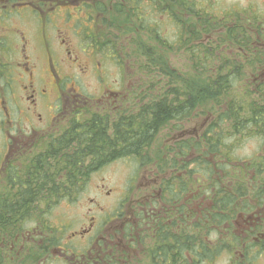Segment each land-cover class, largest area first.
<instances>
[{"label": "flooded vegetation", "instance_id": "af4514ba", "mask_svg": "<svg viewBox=\"0 0 264 264\" xmlns=\"http://www.w3.org/2000/svg\"><path fill=\"white\" fill-rule=\"evenodd\" d=\"M181 1L192 5L194 12L187 10V3V8L182 7ZM219 3L220 0H0V207L3 215L9 217L14 210L11 216H19L13 222L3 220L0 224V253L6 262L49 264L50 256L59 255L61 264H131L133 249H137L132 251L134 254L141 250V264H258L264 259V124L254 126L256 135L252 138L259 147L246 161L236 160L233 154L241 141L251 138L238 139L229 133L232 130L220 120L217 111L205 112L212 115L207 125L212 122L199 133L195 134L194 128L178 136L181 124L202 114V106L195 108L187 101V87L182 82L175 88V108H179L180 115L168 119L156 133L147 150L150 162L138 164L141 174L146 172L145 186L141 188L140 183L138 188L137 181L135 186L134 180L129 181L126 196L120 195L118 208L111 212L91 199L87 221L64 239L60 235L67 229L65 224L55 227L48 218L53 206L83 201L90 182V177L87 184L85 181L87 170L113 165L116 160L111 157L116 155L133 154L122 136L148 103L146 95L157 93L148 92V84L141 81L143 75L139 73L141 82L136 86L144 92L134 95L135 100L130 85L103 84L101 76V85L92 89L100 96L95 99L91 93L86 94L77 82L90 69L91 61L102 56L115 60L116 65L131 61V67L137 68L136 60L129 57L132 45L117 49L115 43H107L110 35L117 41V35L102 30L110 28L124 35L128 29L132 37L139 31L147 32L154 36L156 44V36L162 39L166 34L167 46L171 47H161L162 50L176 46L188 54L193 67V56L178 43L179 24L184 41L196 31L200 33V44L230 51L241 64L245 55L237 44H245L247 39L256 52L247 55L254 67L243 68V75L248 76L246 82L255 96L264 95V0H227L221 11ZM175 6L187 11V15L176 17ZM170 10L177 20H170L173 24L169 25L176 31L172 39L166 27L163 29ZM196 12L201 16L197 17ZM192 19L196 23L190 26ZM213 24L217 28L213 32L202 30ZM183 27L187 32L183 33ZM150 28H156L157 35ZM223 42V47L218 45ZM234 43L236 52L230 49L235 48ZM78 44H85L80 52ZM137 58L141 61L140 56ZM68 60L70 63H66ZM212 105L209 101L203 107ZM205 138L212 141L216 153L206 141L204 148H196ZM159 141L165 154L156 159L149 153ZM182 142L187 144L184 150L188 158H175L172 152ZM100 153L104 155L103 162L97 158L86 163V156ZM126 158L129 157L122 160ZM202 159L207 162L202 163ZM167 160L169 164L195 160L208 170L203 176L194 171L191 178L184 173L173 175L174 169L159 175ZM151 178L155 186L148 183ZM168 190L175 196L166 197L164 192ZM94 213L103 216L99 219ZM114 222L117 225L103 240L101 232ZM53 240L55 245L50 244ZM83 240L92 247L87 243L88 249L81 247ZM114 240L118 243L113 244Z\"/></svg>", "mask_w": 264, "mask_h": 264}, {"label": "trees", "instance_id": "16d2710c", "mask_svg": "<svg viewBox=\"0 0 264 264\" xmlns=\"http://www.w3.org/2000/svg\"><path fill=\"white\" fill-rule=\"evenodd\" d=\"M186 3L187 2L183 3V1H181L180 5L184 8H187V6L190 7L188 3L186 6ZM191 7L187 10L193 11V8ZM170 12V20L172 22H177L172 15L173 12L171 10ZM195 14L197 17L201 16L197 12ZM203 15L208 16L207 13H203ZM214 25L215 24L210 27H203L202 30L204 32H213L217 29ZM181 28V24L176 26L177 32L179 33L178 43L180 46L187 48V51L193 56L195 60L194 68L197 72L196 75L189 78V81H184L181 76H176L174 74V71L168 67L167 62L163 58L164 52L157 57L156 55H153L155 54V47H147L144 53L146 59L141 62L137 58V56H139L137 45H134L135 48L130 46L131 53L129 57H133V60H136L134 63L145 78L144 83L148 84L146 86L148 92L152 94L153 90H156L157 93L150 97L146 95V98H149L148 103L142 106L138 118L133 117L131 120L132 128L122 136L128 150L131 148L133 154L116 155L114 157L110 156L111 159L129 157L133 158L139 165H145L150 162L147 150L149 145L154 141L156 133L168 119H173L175 116L180 115L178 112L179 108H175V104L178 100L176 85L180 82L184 83L183 85L187 87V93L185 94L187 101H190L191 105H194L195 108L200 106L203 107V105L211 101L213 105L210 109L214 110V112L217 111L216 113H218L220 120L222 118V121L226 122L229 125V129L232 130L229 133L234 134L236 138H238V136H242V138H254V135H256L254 133V126L260 123L264 124V95L260 96L259 94L255 96L254 92L248 87L249 84L246 82L248 76L243 75V68L254 67V63L248 61L247 55L251 56L255 54V46L251 45L247 39H245V44H237L242 48L244 52L240 51L245 55L244 63L241 64V61H238L237 58L229 53L230 51L219 49L217 46L214 47V49H210L209 46L200 44V33H197L196 31L190 33L192 38L189 37V39L184 41L182 39L183 34L181 33ZM149 30L153 32L154 35H157L156 28H150ZM227 36L232 42L230 32ZM156 39L159 41L157 46L165 48L168 45V37L166 34L162 39L158 36H156ZM218 45L223 47L224 42L223 44L219 43ZM232 45L235 47V43ZM230 49H234L235 52L237 51L236 47ZM257 84L263 86L262 84ZM259 100H262V102H258ZM183 108V106L180 107V109ZM135 120H138L136 124ZM116 134H119L118 130ZM205 141L209 144V149H212V153H216L215 146H213L210 139L206 140L205 138L202 144H197L196 148H204L206 146ZM184 148H187V144L182 142V145L178 146V148L172 152L174 153L175 158H188L187 151L184 150ZM201 156L203 155L201 154ZM91 157L92 160L89 159ZM91 157L86 156V163L88 160L92 163L97 158L100 159V162H103L104 160L103 153ZM225 158L226 156L224 155V159ZM201 161H203L202 163L204 164L207 162L205 159H202ZM164 164L165 169L160 170V172H158L159 175L161 173H166V169H174L175 171L173 175L184 173L187 174V177L191 178L194 171H196L198 176H203L206 174L205 169H207L205 165L201 164L199 161L196 162L195 160L182 161L179 163L175 162L174 164H169V161L167 160ZM87 171L88 172H86L85 176L86 184L91 172L94 173L96 170L89 169ZM181 183L184 184L182 180ZM163 190L165 191L164 188ZM168 191L169 192H164L166 197L175 196L171 190ZM163 201L166 203L169 202L167 199H163ZM1 211L2 209L0 207V224L3 223V220L13 222L19 217L15 215L16 213L11 216L14 210L10 212L9 217L3 215ZM53 238L54 237H52V239ZM50 244L55 245V240L51 241ZM38 255L39 253L36 252L37 257ZM0 264H9L2 258L1 253Z\"/></svg>", "mask_w": 264, "mask_h": 264}, {"label": "rangeland", "instance_id": "374dc122", "mask_svg": "<svg viewBox=\"0 0 264 264\" xmlns=\"http://www.w3.org/2000/svg\"><path fill=\"white\" fill-rule=\"evenodd\" d=\"M227 0H220L219 5L217 6L218 9L221 11L225 8L224 4H226ZM216 7V8H217ZM128 8V7H126ZM174 14L176 17H184L187 15V11L182 10L180 7L175 6L174 8ZM155 18V17H154ZM192 22H188V25H194L196 23V20H191ZM170 22L169 15L167 17V20L163 23V29L166 27L167 32L169 33L170 39L173 38V35L176 34L175 27ZM222 31V30H221ZM187 32V28L185 29L183 27V33ZM102 33H108L117 35L118 39L117 41L113 38L112 35L107 38L109 42L107 43H115L113 45H117V49H123L128 48L129 44L132 45L133 48L134 45H137L139 56L141 57V61L146 59V56H144V53L146 51L147 47H155V54L157 57L161 55L163 52V58L168 64V67L172 69L176 76L180 75L184 81H189V78L191 76L196 75L194 72V67L192 65V62L186 52H183L179 49H176V46L173 47V50H167L163 51L161 47L157 46L155 42L154 36L151 34L145 32L144 34L140 31L137 35L131 36L130 30H125L124 35L122 33L114 30V29H104L102 30ZM222 39H225V36L222 37ZM79 52L83 50L85 47V44H78ZM117 55V53H115ZM83 57V56H82ZM116 57V56H114ZM84 61H88V59L84 58ZM66 63H70V60H68ZM131 61L124 62L122 65H116L113 60L104 59V57H100L99 59H95L90 62L91 67L86 71L85 75L81 77V79H78L77 83H80L82 87L85 89L86 94L91 93L94 98L100 96L98 91L92 90L93 87L97 84L101 85V81L99 80V76L103 77V84H116L118 82L125 83V85H130V88L133 89V99L134 95L139 96L144 91L140 90L138 85V82L140 81L138 69L135 67H131ZM100 64V66H99ZM131 75V76H130ZM139 89V91H138ZM135 100V99H134ZM202 114H197L196 117H194L190 122H187L185 124H181V127L178 129L179 132H177V135L180 136L182 133L181 131L184 130H193L195 128V134L199 133L201 130H203L205 127L209 126L212 122L210 120L209 124L207 125L208 117H211V113H205V112H212L210 108L208 107H202L200 108ZM172 135V133H170ZM169 135V136H170ZM236 142V141H235ZM162 141L157 142L155 146L151 148L152 156H154L156 159H161V156L165 154V150L162 147ZM235 147V146H234ZM259 147V143L257 140L251 138L246 139L243 142H240V145L237 149L234 150V158L236 160H243L246 161L247 159L251 158L254 150ZM135 175V181L133 185L135 186V182H138V188L139 184L141 183L140 187H144L146 184L145 178L146 172L140 175V172L136 173V169L134 164L130 162H115L113 165H109L103 170H101L99 173H96L90 178V182L85 190V195L83 201L81 200L80 203L76 205H68V206H62L56 205L53 206L52 210H48V218L51 221L52 225L55 227L60 228L61 223L65 224L66 228L62 231L60 238L63 237L64 239L65 235L70 237V234L76 230L79 229L81 226V223L83 221H87L88 218V209L91 206L89 203L91 199L96 200V203L106 208V212L115 211V208H118V204H120V195L128 191V180L130 175ZM142 179V182H141ZM133 180V178L130 180ZM154 179L151 178V180L148 182L150 186L153 184L155 186V182H153ZM151 182V183H150ZM107 193L109 195H107ZM126 196V194H125ZM92 215V214H90ZM95 217L101 219L103 214L102 213H94ZM111 225H107L105 230L101 232V235L104 237L103 240H107V235L112 233V228L117 225V222L110 223ZM107 230L106 234L105 231ZM110 240V239H109ZM117 240V239H116ZM114 240L115 242L113 244H117L118 241ZM111 241V240H110ZM95 242V241H94ZM93 241L91 243H94ZM81 247L86 248L88 241L83 240L81 241ZM87 243V244H86ZM89 248L92 247V245L88 244ZM88 249V248H86ZM137 250V249H133ZM132 250V251H133ZM95 251V250H94ZM130 252L132 262L131 264H141V250H138L136 254ZM225 255H222L224 257ZM111 257V256H110ZM135 259V260H134ZM50 263L49 264H61L60 263V257L59 255L54 258L50 256ZM138 260V262H137ZM227 260V259H226ZM224 260V263L226 262ZM227 263V262H226ZM258 264H264V259H262Z\"/></svg>", "mask_w": 264, "mask_h": 264}]
</instances>
